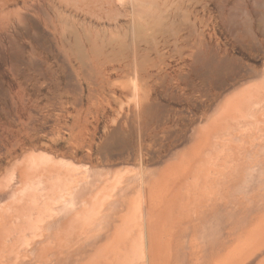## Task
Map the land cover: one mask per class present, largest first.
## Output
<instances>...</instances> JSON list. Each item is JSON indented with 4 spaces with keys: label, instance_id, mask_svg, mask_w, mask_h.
<instances>
[{
    "label": "rangeland",
    "instance_id": "obj_1",
    "mask_svg": "<svg viewBox=\"0 0 264 264\" xmlns=\"http://www.w3.org/2000/svg\"><path fill=\"white\" fill-rule=\"evenodd\" d=\"M263 72L264 0H0V185L31 153L154 169Z\"/></svg>",
    "mask_w": 264,
    "mask_h": 264
},
{
    "label": "bare ground",
    "instance_id": "obj_2",
    "mask_svg": "<svg viewBox=\"0 0 264 264\" xmlns=\"http://www.w3.org/2000/svg\"><path fill=\"white\" fill-rule=\"evenodd\" d=\"M263 73L154 169L101 185L31 153L0 185V264H264Z\"/></svg>",
    "mask_w": 264,
    "mask_h": 264
}]
</instances>
